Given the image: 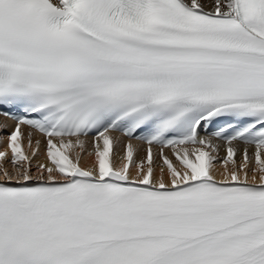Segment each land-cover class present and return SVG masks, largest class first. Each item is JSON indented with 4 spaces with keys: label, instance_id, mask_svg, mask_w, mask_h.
I'll use <instances>...</instances> for the list:
<instances>
[{
    "label": "snow or ice",
    "instance_id": "snow-or-ice-1",
    "mask_svg": "<svg viewBox=\"0 0 264 264\" xmlns=\"http://www.w3.org/2000/svg\"><path fill=\"white\" fill-rule=\"evenodd\" d=\"M0 116V264H264V0H0Z\"/></svg>",
    "mask_w": 264,
    "mask_h": 264
},
{
    "label": "bare ground",
    "instance_id": "bare-ground-1",
    "mask_svg": "<svg viewBox=\"0 0 264 264\" xmlns=\"http://www.w3.org/2000/svg\"><path fill=\"white\" fill-rule=\"evenodd\" d=\"M5 119H6L5 117L0 116V123L4 122ZM7 122L10 125V127H9V129H7V131L10 132L11 131V128L14 126V124L10 120L7 121ZM28 131H30V129H28L27 127H24L25 134H27ZM31 131H33V133H34V139L39 137V133H36L34 130H31ZM117 135H119V133H117ZM133 142L134 143H137L136 141H133ZM4 146H6V145L3 144V143H0V148H3ZM165 151L168 152L169 150L166 149Z\"/></svg>",
    "mask_w": 264,
    "mask_h": 264
}]
</instances>
